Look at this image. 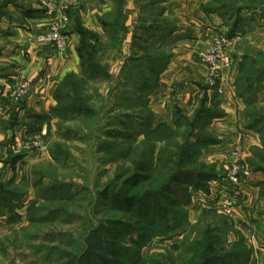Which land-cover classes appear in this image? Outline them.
I'll return each mask as SVG.
<instances>
[{"label": "trees", "instance_id": "16d2710c", "mask_svg": "<svg viewBox=\"0 0 264 264\" xmlns=\"http://www.w3.org/2000/svg\"><path fill=\"white\" fill-rule=\"evenodd\" d=\"M11 2L0 0V21L8 15ZM114 2L112 12L98 19L101 33L90 31L79 22L68 27L78 37L75 52L79 69L77 74L65 75L51 91L55 105L50 111L57 124L48 162L65 169L73 157L63 145L71 140L90 142L89 121L99 115L93 105L103 100L99 86L111 82L106 100L108 112L104 114L108 119L106 128L93 129L96 135L106 133L108 137L106 141L100 140L98 152L107 153L100 162L111 166V175L92 197L88 188L69 194L67 186L57 181L56 173H33V186L39 190L45 207L32 203L27 211L30 224L62 219L64 224L76 222L80 227L77 236L67 231L58 235L57 245L43 248L47 252L45 258L55 264H241L238 260L242 253L226 242L222 226L213 224L214 220L210 223L199 220L188 236H181L180 244H171L162 254H142L153 241L179 234L188 224L191 194L207 192L208 183L216 178L214 167L201 162L200 156L204 148L219 144L211 125L224 113L219 108L216 83L213 87L200 85V94L190 99L186 107L174 106L170 123L155 121L149 100L168 66L170 54L163 45L175 31V25L162 17V11L150 15L148 22L132 28L128 54L124 56L129 31L127 16L122 10L124 0ZM263 4L264 0H210L202 11L219 16L226 27V38L232 40L246 34L244 17L248 15L242 14L258 16L264 11ZM262 58L248 50L240 57L232 55L233 88L243 104L245 128L256 133L261 143L253 151L254 160L261 165L259 169H264V160L256 156L264 154ZM116 61L121 65L114 77L110 70ZM14 114L15 111L9 115L10 120L16 119ZM111 114L115 117H110ZM45 121L48 125L49 118ZM72 122L78 123L65 126ZM41 126L36 122L31 127L32 134ZM116 126L125 132L114 130ZM20 159L21 156L9 158L5 164L12 166ZM47 176L52 180L45 182ZM11 187L9 183H0L2 209L11 210L18 203L14 201L23 196ZM47 205L52 209L48 210ZM67 205L78 213L70 212ZM90 206L95 223L87 215ZM43 209L46 214L33 216ZM41 249L42 246L37 247Z\"/></svg>", "mask_w": 264, "mask_h": 264}, {"label": "crops", "instance_id": "0c3cea01", "mask_svg": "<svg viewBox=\"0 0 264 264\" xmlns=\"http://www.w3.org/2000/svg\"><path fill=\"white\" fill-rule=\"evenodd\" d=\"M158 2L159 5H156ZM209 2L210 0H124L122 10L127 16L126 28L129 30L124 42V56L128 54L132 28L141 22H148L150 15L162 11V17L175 25V31L163 45L170 54L168 66L160 75L158 87L149 100V106L159 121L169 123L173 107H186L190 99L200 94V85H206V73L198 62L197 54L209 48L217 33H226L224 21L219 16L202 11V7ZM114 4V0H12L8 5V15L0 21V114L7 104V95L17 84L28 81L30 91L22 105L15 110V120L0 116L1 150L19 149L25 134H32L31 127L33 129L36 122L46 127L45 119L49 118V124L53 126L55 118L50 110L55 102L51 91L65 75L78 73L79 60L75 52L78 37L72 29L68 31V44L64 50H57L52 45L40 46L35 41L36 36L47 30L54 20L53 16L45 14L46 6H66L70 28L75 22H79L84 28L101 33L98 19L112 12ZM254 18L256 19L255 16ZM255 37L256 34L250 32L242 38L229 40L227 51L232 65L216 82L219 108L224 115L211 125L220 143L210 150L212 157L225 150L226 147L221 148L225 143L237 139L239 132L245 131L243 104L235 96L233 88L235 67L232 55L240 57L249 48H253L258 44L254 41L257 39ZM113 68L115 65L110 70L112 75ZM247 134L244 148L248 144H257L256 135L252 132ZM243 188L247 197L248 183ZM200 214L190 208V224L196 223ZM240 214L239 211L238 215ZM245 218L242 216V221L248 225Z\"/></svg>", "mask_w": 264, "mask_h": 264}, {"label": "rangeland", "instance_id": "374dc122", "mask_svg": "<svg viewBox=\"0 0 264 264\" xmlns=\"http://www.w3.org/2000/svg\"><path fill=\"white\" fill-rule=\"evenodd\" d=\"M246 15L248 16L244 17ZM242 16L246 18L247 21V26H245L247 29L245 32L248 34L250 32L256 34L255 38L257 39L254 41L255 43H258L255 44L253 48H249L248 51L251 54L257 53L260 58L263 56L262 59H264V35H262L264 34V11L258 16H255L253 13H244ZM242 51L243 48L240 50V53ZM114 65L115 68H113L112 71L115 72V75L113 72V76L116 77L121 62L116 61L112 64V66ZM112 85L111 82H108L99 86V92L103 97V100H98L93 105V109L97 111L99 115H97L94 120L89 121L92 127V134L89 136L90 142L86 144L80 141L71 140L63 145L69 148L73 157V161L70 162L65 169L48 164L50 161L49 147L56 140V119L53 126L50 124L46 127L41 126L40 130L45 131L44 136L38 137L40 135L39 130L28 136L25 134L26 136L22 139L21 144L24 143L26 146L25 143H28L29 138L37 136L43 146L42 148H34L30 146L28 149L20 147L15 150H5L4 148L3 151L0 147V183L11 184L13 188L17 189L18 194L23 195L20 200L14 201L18 203L16 206L14 205L11 210L0 208V264H55L54 262L49 261L48 258H45L47 252H44L43 248H51L52 246L57 245L59 243L58 235L66 233L67 231L72 235H78L80 227L76 222L72 224H64L61 221L62 219H60L52 223L30 224L27 217V211L31 208L32 203L35 204V207H41L45 204L42 203L43 199L39 197V190L33 186V173L36 171L43 174L56 173L58 175L56 177L57 181L62 182L67 186V190L70 192L69 194L75 193L76 191H82L83 188H88L92 197L95 193V189L107 182V178L111 175V166H103L100 162L107 153L104 150L101 151V153L98 152V143L100 140L106 141L108 137L105 135L106 133L96 135L93 133V129L97 127L103 129L106 128V121L108 119L105 118L107 114L106 116L104 114L108 112L106 110L109 102H106V100ZM111 100L113 99L110 97V101ZM110 117L114 118L115 114H111ZM155 121L159 122L156 117ZM77 123L78 122L67 123L65 126L72 127ZM115 124L117 125L116 122ZM243 127L245 128V122ZM114 128V130L118 129L125 132L117 126ZM245 130L247 129L245 128ZM247 132L251 131L247 130ZM252 133L256 135L257 144L254 146L248 144L247 148L243 147L248 154L246 162L249 170V177L244 184L245 186L248 183V196L238 205L236 216L230 219L212 212H200L201 214L196 223L190 224L191 206H188V224L178 232V235H175L168 240L153 241L143 250V256L164 253L165 249L171 244H180L181 236H188L199 220H206L208 221L207 223L214 220L216 223L213 224L222 226L221 232L225 233L226 242L232 246H236V250L239 253H242L241 258L238 260L241 264H264V169H259L261 166L260 163L254 160V148H260L261 143L259 136L253 131ZM232 143L233 140L225 143L221 148H226L223 152H220L217 155L218 157H212V153H209L213 146L206 147L202 150L200 161L207 166H213L216 176L214 180L208 183L207 192L209 191V184L219 179L220 171L218 170V165L224 160L226 154L225 151ZM221 148L219 150H221ZM216 150H218V148H216ZM16 156H21V159L14 165L10 166L9 163L5 164L9 158H15ZM256 156H259L264 160V154L259 153ZM45 180V182H47L52 179L47 176ZM215 187L218 188L216 185ZM1 204L2 203H0V205ZM60 204L64 206L62 203ZM46 208L48 210L52 209L50 205H47ZM67 208L70 212L78 213L74 210V207L70 205H67ZM191 210L194 209L191 208ZM239 211L241 213L240 215H238ZM46 212L47 210L43 209L41 213H35L33 216H41L42 214H46ZM87 215L88 218L95 223V218H91V206L87 209ZM242 216L243 218L247 217V219L245 218V222H248V225L242 221ZM38 246H42V249L37 250Z\"/></svg>", "mask_w": 264, "mask_h": 264}, {"label": "built area", "instance_id": "2783aa9c", "mask_svg": "<svg viewBox=\"0 0 264 264\" xmlns=\"http://www.w3.org/2000/svg\"><path fill=\"white\" fill-rule=\"evenodd\" d=\"M45 14L53 16L54 20L44 32L36 36V43L40 46L52 45L57 50H64L68 44L66 35L70 25L68 8L64 5L46 6ZM229 40L224 33H217L208 49L197 54L199 64L206 73L205 84L213 87L220 79L221 74L231 67V58L228 53ZM30 91L28 81L17 84L7 95V104L1 111V117H9L19 108L27 98ZM249 133V132H248ZM42 137L45 131L40 130ZM37 136L29 138L26 146L28 149L42 148V144ZM248 139L247 130L241 131L237 139L233 140L231 146L225 151L224 160L218 165L220 177L217 181L209 184V191L192 193L189 207L199 212H212L227 218H234L238 205L246 198L244 184L248 180L249 170L247 166V152L243 149V143ZM218 186V188L215 187Z\"/></svg>", "mask_w": 264, "mask_h": 264}]
</instances>
